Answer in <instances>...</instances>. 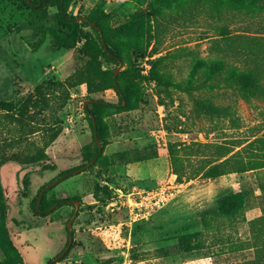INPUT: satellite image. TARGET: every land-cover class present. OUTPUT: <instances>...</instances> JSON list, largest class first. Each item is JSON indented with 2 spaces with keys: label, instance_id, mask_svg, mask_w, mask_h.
<instances>
[{
  "label": "rangeland",
  "instance_id": "obj_1",
  "mask_svg": "<svg viewBox=\"0 0 264 264\" xmlns=\"http://www.w3.org/2000/svg\"><path fill=\"white\" fill-rule=\"evenodd\" d=\"M156 1L71 0L70 13L97 20L111 44L128 45L133 21L138 19L144 50L130 52L120 71L135 68L145 78L126 108L114 90L89 94L85 83L72 87L74 74L83 66L79 50L50 51L49 37L37 47L31 30L20 28L30 9L0 0V101L22 100L48 83L53 86L51 107L37 116L34 125L59 119L63 127L47 149L55 170L16 162L0 169L10 238L25 264H48L68 245L67 227L76 205L59 203L40 216L32 201L41 188L83 165L84 149H95L84 107L89 99L107 104L101 109L102 158L83 172L67 173L49 189L48 197H63L65 192L69 200L78 197L80 202L72 225L73 243L67 256L52 264H222L226 262L222 257L196 252L188 240L197 231L214 237L204 231L198 214L217 205L240 182L248 194L252 192L247 218L264 213L260 189L264 169L250 171L241 180L238 174L218 179L200 175L179 183L170 159L172 146L200 144L203 147L193 153L198 155H189L184 164L201 169L219 157L220 144L264 162V143L248 146L255 138L264 141V0ZM159 57L166 60L156 69L191 89L167 90L152 80L153 62ZM217 63L222 66L213 72ZM240 76L245 83L260 86L242 91L237 86ZM212 106L228 112L212 114ZM9 134L0 116V142ZM27 139V147L41 144L42 135ZM25 175L30 180L29 196L21 198ZM104 187L110 189L109 196L103 194ZM246 230L243 225L238 231L246 234ZM0 264H19L1 227Z\"/></svg>",
  "mask_w": 264,
  "mask_h": 264
},
{
  "label": "trees",
  "instance_id": "obj_2",
  "mask_svg": "<svg viewBox=\"0 0 264 264\" xmlns=\"http://www.w3.org/2000/svg\"><path fill=\"white\" fill-rule=\"evenodd\" d=\"M10 1L19 2L30 9L27 20L21 24L20 28L31 30V36L37 39V47L41 46L49 37L48 49L50 51L58 52L76 48L79 50L83 66L74 74L72 87L85 83L89 94L114 90L122 105L126 103V108L131 106L132 100L136 95L137 85L141 80H144L145 76L141 74L140 70L135 68L120 71L116 79L114 73L119 66V61L123 62L130 52L139 54L144 50L139 42L140 23L138 19L133 21L131 28L133 36L128 45L121 43L111 44L102 34V27L97 20L90 16H75L70 13L71 0ZM165 2L166 0H157L156 4ZM150 6L153 11L156 10L155 3ZM51 8H55L56 12L51 13ZM85 16L87 20H78V18ZM102 37L104 38L105 46L102 42ZM165 60L166 57H159L153 62L154 68L151 70V79L167 90L173 88L187 91L190 87L187 88L182 83H176L156 69L155 65L161 64ZM221 66V63L214 65L215 70L213 72H216ZM231 74L232 77L236 75L235 72ZM237 82L238 88L240 86L242 91L248 86H260L258 83H245L241 76L240 79H237ZM52 90L53 86L48 83H42L35 88L32 94L22 100L0 101V113H2L0 116L10 132L9 136L3 142H0V169L8 162H16L25 167L43 164V170L53 171L56 169V165L51 162L47 154V149L63 132L62 123H60L59 119H55L52 123L34 125L37 116L51 107L49 98H51ZM91 100L99 101L98 103L88 104L85 107L95 138V149L86 148L82 151L85 163L77 167L76 170L85 169L93 160H96L97 164L102 158V152L99 149L94 133L93 117L97 125L98 140L100 143L104 142V124L101 109L107 104L101 99ZM210 112L221 116L228 112V108L212 106ZM37 134L42 135L41 144L34 143L29 147L24 145V142L28 141V136ZM258 142L264 143L263 138H255L248 143V146H253ZM201 147L203 146L200 144L172 146L170 151L171 166L177 175L179 183H183L184 180H193L200 175L207 179H218L226 175L238 174L241 180L244 174L250 171L264 169V162H260L259 159H254L251 156L246 158L240 150L235 151L234 148L230 149L220 144L217 145L220 151L217 159L212 157L201 169L185 167L186 164L184 163L188 161V156L198 155L193 153ZM67 173L69 172H64L65 175ZM21 184L23 187L20 191V197L27 198L30 187L28 175L21 179ZM261 186L263 197L264 185L262 184ZM44 188L38 191L32 201L35 214L40 216L47 215L48 211L57 203L64 205L69 200V197L65 196L67 194L65 192L62 193L64 194L63 197H48V193L51 191L48 190L43 194L40 204L37 206L38 197ZM102 192L104 195L109 196L110 189L104 187ZM93 194L97 198L99 191L96 190ZM250 194L242 188V182H240V185H237L229 195L220 199L217 205L198 214L204 231L214 233V237L208 238V236H203V234L200 235L198 231L188 235V240L194 246L196 252L205 251V256L210 258L222 257L226 261L222 264H264V213L251 219L247 218L246 213L249 208ZM75 199L78 200L79 198L75 197ZM7 221L8 205L0 179V227L3 229L7 244L13 250L19 264H25L10 238ZM243 225L247 226L246 234L238 231ZM49 263H51V260H49Z\"/></svg>",
  "mask_w": 264,
  "mask_h": 264
},
{
  "label": "water",
  "instance_id": "obj_3",
  "mask_svg": "<svg viewBox=\"0 0 264 264\" xmlns=\"http://www.w3.org/2000/svg\"><path fill=\"white\" fill-rule=\"evenodd\" d=\"M78 20H79V21H81V20H87V17H86V16H85V17H81V18H78ZM97 29L100 31L99 28H97ZM102 42H103V44H104V46H105V41H104V38H103V37H102ZM121 66H122V61L120 60V61H119V67H117V69L115 70V73H114V77H115V79H116L118 73L120 72ZM98 102H99V101H97V100H91V99H90V100H87V101L85 102V104H84V107H87L88 104H91V103H98ZM124 104H125V103H124ZM92 117H93V116H92ZM93 122H94V133H95V136H96L97 143H98V145H99V149L101 150L102 147H101V145H100V141L98 140V136H97V125H96V122H95V120H94V117H93ZM92 162H93V161H92ZM92 162H91V163H92ZM88 167H89V165H87V166L85 167V170L88 169ZM83 171H84L83 169L75 170V171L69 173L68 175L78 174V173L83 172ZM66 176H67V175L62 176L60 179H58V180H56L55 182L51 183L50 185L46 186V187L41 191V193H40V195H39V197H38L37 206H39L43 194H44L46 191H48L49 189L53 188L57 183H59V182H60L63 178H65ZM68 202H71V203L75 204L76 207H77V210H76L74 216L72 217V219L69 221V223H68V227H67V228H68V233H69V243H68L66 249H65V250H64V251H63L58 257L52 259L51 263H49V264L59 262V261H60V260L66 255L67 251L70 249V247H71V245H72V243H73V240H74V235H73V232H72V225H73L74 220H75V219L77 218V216H78V211H79V204H80V202H79L78 200H68ZM58 204H59V203H57L56 205H54L51 209H54ZM51 209H50V210H51ZM50 210H49V211H50Z\"/></svg>",
  "mask_w": 264,
  "mask_h": 264
}]
</instances>
